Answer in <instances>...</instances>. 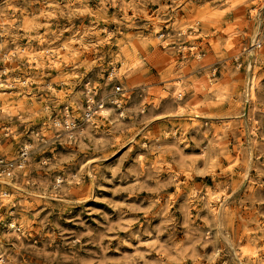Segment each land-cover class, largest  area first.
<instances>
[{"label": "rangeland", "instance_id": "1", "mask_svg": "<svg viewBox=\"0 0 264 264\" xmlns=\"http://www.w3.org/2000/svg\"><path fill=\"white\" fill-rule=\"evenodd\" d=\"M0 256L264 264V0H0Z\"/></svg>", "mask_w": 264, "mask_h": 264}, {"label": "bare ground", "instance_id": "2", "mask_svg": "<svg viewBox=\"0 0 264 264\" xmlns=\"http://www.w3.org/2000/svg\"><path fill=\"white\" fill-rule=\"evenodd\" d=\"M36 63V62H35ZM38 65V64H37ZM115 70V69H114ZM116 72V71H115ZM121 72V71H120ZM9 84V83H8ZM254 84V83H253ZM1 85H3V84H1ZM179 88V87H178ZM255 88V87H254ZM177 91V90H176ZM179 96L181 97L182 96V92L181 91H179ZM177 99H178V97H177ZM181 99V98H180ZM101 110V109H100ZM91 120V119H90ZM27 146V145H26ZM25 160V159H24ZM59 179H60V177H59ZM213 194V193H212ZM210 195H211V193H210ZM211 196H215V195H211ZM208 197V196H207ZM218 197V196H217ZM211 198V197H210ZM213 199V198H212ZM215 199V198H214ZM208 200H210V199H208ZM13 226H14V224H13ZM17 229V228H16ZM1 257V256H0ZM2 259V258H1Z\"/></svg>", "mask_w": 264, "mask_h": 264}]
</instances>
